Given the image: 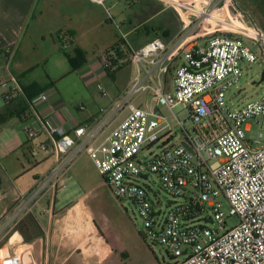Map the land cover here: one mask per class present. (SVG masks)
I'll return each mask as SVG.
<instances>
[{
    "label": "built area",
    "instance_id": "built-area-1",
    "mask_svg": "<svg viewBox=\"0 0 264 264\" xmlns=\"http://www.w3.org/2000/svg\"><path fill=\"white\" fill-rule=\"evenodd\" d=\"M89 1L106 7L109 0ZM165 1L192 18L169 41L156 37L132 49L128 61L136 73L112 113L117 119L127 112L126 118L105 137L113 116L95 128L66 131L49 124L50 140L40 147L51 149L61 165L31 198L85 151L114 196L135 206L145 238L163 246L175 264H264V96L238 104L228 96L239 87L244 65L260 60L248 41L263 44L264 33L235 0H207V5ZM101 63L111 71L108 54ZM145 94L150 99L136 105ZM38 99L47 95L33 102ZM177 105L187 111L192 128L178 120L183 136L173 143V124L160 107ZM250 121L261 130L257 141L247 137ZM25 133L30 140L39 136L28 126ZM75 146L76 154L63 162ZM161 191L171 198L165 206ZM231 217L239 222L227 228ZM24 261L23 252L0 248V264Z\"/></svg>",
    "mask_w": 264,
    "mask_h": 264
},
{
    "label": "crops",
    "instance_id": "crops-1",
    "mask_svg": "<svg viewBox=\"0 0 264 264\" xmlns=\"http://www.w3.org/2000/svg\"><path fill=\"white\" fill-rule=\"evenodd\" d=\"M96 7L104 6L89 0H0V111L7 106L5 96L8 98L10 92L15 93L14 97L20 96V101L26 99L24 86L31 83L48 86L43 92L47 100L21 103L15 116L0 125V248L9 253L23 252L24 264H114V251L101 232L105 218L93 208L91 191L73 199L67 194L64 200L67 204L56 208L58 194L76 186L75 179L71 185V178L66 179L76 163L63 175L53 177L34 199L31 198L61 165L53 151L50 155L35 152L42 150V143L49 142V124L60 125L66 131L80 125L95 128L107 119L106 115L114 116L111 106L112 110L102 109L100 105L87 108L83 102H68L59 88L70 74L80 77L81 72L87 71V61L75 71L71 66L66 70L60 54L62 51L69 62L68 56L75 52L73 45L81 36L78 29L83 26L84 34L91 33L89 20ZM132 78L119 88L117 101ZM62 90L66 89L62 86ZM32 92L40 97L34 89ZM18 101L11 105L17 106ZM121 116L103 137L121 123ZM29 120L37 123V128H31L39 134L32 140L25 133ZM91 132L88 130L83 138ZM78 149L75 146L63 161ZM27 215L34 217L42 231V236L31 242H25L15 231L16 225Z\"/></svg>",
    "mask_w": 264,
    "mask_h": 264
},
{
    "label": "rangeland",
    "instance_id": "rangeland-1",
    "mask_svg": "<svg viewBox=\"0 0 264 264\" xmlns=\"http://www.w3.org/2000/svg\"><path fill=\"white\" fill-rule=\"evenodd\" d=\"M179 1L192 5H207L208 3L207 0ZM235 3L255 27L264 33V0H235ZM96 9L89 20L91 33L84 34L85 28L82 26L78 29L81 36L73 45L74 49L82 52L85 57L87 71L84 70L80 73L82 79L77 74H70L59 88L68 102H83L87 108L89 106L96 107V105H100L102 109L112 107L114 112L118 104L116 94L128 78L134 76L136 68L133 65H128L120 72L122 68L112 67L110 73L106 72L101 63L105 51L113 47L121 37L126 39V44H130L132 48H138L148 43L152 39V34L146 33L144 30L146 26L148 28H162L163 31H158L156 37L169 41L181 31L192 17L189 12L165 0H109L106 3V8L96 7ZM165 30H167V36L164 35ZM248 45L253 52L258 54L260 60L257 63L244 65V74L239 87L229 92L228 96L237 104L264 96V83L259 84L261 74L264 71V43L252 44L248 41ZM75 54L76 52H74ZM60 55L64 59V67L66 70H70L69 62L64 58L62 51ZM42 67L43 65L39 69L42 70ZM112 73H115L114 77L111 76ZM62 86L66 89L65 91L62 90ZM67 86L70 87L69 90ZM99 87L105 89L106 96L101 94ZM233 93H237V96H233ZM52 96L53 92L50 93V97ZM148 97L149 95L145 94L136 98L135 104L142 105ZM160 112L173 124V143L180 141L183 136V130L177 124L178 120L184 122L187 129L192 128L189 115L182 105H177L173 110L160 107ZM115 115L118 116V114ZM109 116L106 115V118ZM126 116L127 112L121 116L120 122ZM116 117H112L111 123ZM250 124L252 127L247 132V137L251 141H257L259 132H261L259 125L255 121H250ZM29 127L37 128V123L29 120ZM262 131L264 133V122L262 123ZM154 150L158 151V148L154 147ZM35 152L38 155L45 153L50 155L52 150L39 151L36 149ZM73 165V170L70 171L66 179L71 178L70 185L73 182L72 179H75L76 186L64 190L61 188L63 191H60L61 193L56 199L57 209H61L67 204L64 202L67 194L72 195L71 199H73L84 192L91 191L93 208L105 218L104 223L101 224V232L114 251V264H175L166 254L163 246L153 244L145 238L143 221L138 216L135 206L130 201L117 199L112 194L108 185L104 184L102 174L87 152L81 151L74 155L69 162V167ZM155 182V188L159 189L160 185L156 177ZM160 193L165 206L171 198L162 191ZM37 214L40 216L39 212ZM238 222L237 217L229 218L227 228L235 226Z\"/></svg>",
    "mask_w": 264,
    "mask_h": 264
},
{
    "label": "trees",
    "instance_id": "trees-1",
    "mask_svg": "<svg viewBox=\"0 0 264 264\" xmlns=\"http://www.w3.org/2000/svg\"><path fill=\"white\" fill-rule=\"evenodd\" d=\"M128 1V0H126ZM144 30L146 31L147 34H152V39L156 38L158 36V31H163L162 28H157V27H151L148 28L147 26L144 27ZM167 30H165L164 35L167 36ZM151 39V40H152ZM149 40V41H151ZM148 41V42H149ZM127 40L124 38H120L118 42L113 46L110 47L105 51V54H108V60L112 63V66L114 68H123L124 66L128 65L130 62L128 61L131 53H132V47L130 44H126ZM142 46V45H141ZM76 54L74 56H68V60L71 66V69L73 71L79 69L82 67L85 63V57L82 55V52L79 50H75ZM113 57V59H112ZM110 73V72H108ZM115 73H112L111 76L114 77ZM26 95V99H22L18 101V98L20 96L16 95L14 97V92H10L8 95V99L6 96V104L7 106L3 107V109L0 111V125L4 124L6 121H8L10 118L15 116L16 110H18V107H21V103L23 105H27L28 102L33 103L35 98L37 96L33 95L32 89L35 90L38 95L43 94L44 91L48 89V86H39L36 83H31L28 86L23 87ZM13 101H18L17 106H12L11 103ZM104 178V177H103ZM15 231L19 232L23 237L25 242H31L34 239L42 236V231L37 224L36 220L34 219L33 216L27 215L25 216L15 227Z\"/></svg>",
    "mask_w": 264,
    "mask_h": 264
},
{
    "label": "water",
    "instance_id": "water-1",
    "mask_svg": "<svg viewBox=\"0 0 264 264\" xmlns=\"http://www.w3.org/2000/svg\"><path fill=\"white\" fill-rule=\"evenodd\" d=\"M260 83H264V71L261 74V79L259 81V84ZM182 144L185 145L188 149H190L192 151L191 147H189L185 142H183Z\"/></svg>",
    "mask_w": 264,
    "mask_h": 264
}]
</instances>
